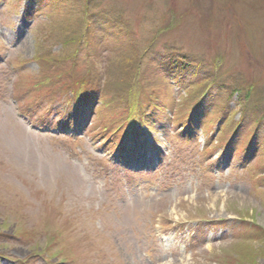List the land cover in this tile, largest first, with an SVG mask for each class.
Instances as JSON below:
<instances>
[{
  "label": "rangeland",
  "instance_id": "obj_1",
  "mask_svg": "<svg viewBox=\"0 0 264 264\" xmlns=\"http://www.w3.org/2000/svg\"><path fill=\"white\" fill-rule=\"evenodd\" d=\"M78 85L104 92L88 131L27 117ZM132 101L172 130L195 111L198 140L122 169L99 128ZM0 264H264V0H0Z\"/></svg>",
  "mask_w": 264,
  "mask_h": 264
},
{
  "label": "trees",
  "instance_id": "obj_2",
  "mask_svg": "<svg viewBox=\"0 0 264 264\" xmlns=\"http://www.w3.org/2000/svg\"><path fill=\"white\" fill-rule=\"evenodd\" d=\"M84 8H85L86 10H88V5L85 4V5H84ZM86 10H85V11L82 10V12H84V14H83V19L89 16V15H88L89 13H88ZM165 29H166V27H161L159 30H156V29L151 30V32L153 33L152 35H159V36H160V37L158 38V40H157L158 42H159V40L162 38V36L165 35L166 32H169L168 30H165ZM156 39H157V38H156ZM158 42L155 41V43H154L153 45H155L156 43L158 44ZM149 48H150V47H149ZM145 52H146V53H145ZM143 53H144V54L141 55V57L139 58V64H140V66L142 65L143 60H144V59H147V54H149V53H148V48L145 49V50L143 51ZM152 58H153V56H149V57H148V60L150 61V60H152ZM165 58H166V57H164V58H163V57L160 58V61H159L158 59H155V60H154V63H160V62H161L160 65H162V64H163V63H162V60L165 59ZM170 61L173 63L172 66H174V64H175L174 67L177 68V69L179 68L178 66H176V64H178V63L175 62V58L170 59ZM187 66H188V64H185V65H184V72H183V73H184V76H185V73H186L185 71H186V67H187ZM187 68H188V67H187ZM178 70H179V69H178ZM180 70H181V72H182V69H180ZM181 72H180V73H181ZM181 74H182V73H181ZM186 74H188V73H186ZM78 87H80V86L78 85L76 88L74 87V88H72L71 90H72L73 92H77ZM233 92H242V91H241V89L239 90L238 88H234L232 91H230L229 94H231V93H233ZM48 93H49V92H48ZM203 95H204V94H203ZM201 97H202V96H201ZM253 98H254L253 95H251L250 100H252V101H251L250 103H252V104H257V102H255V101L253 100ZM199 99H200V98H198L197 101H198ZM196 103H197V102H196ZM136 104H137V103H135V102H133V101L127 103V107H126L127 109L124 110L125 113L123 112L124 114H123L122 118H120V116H119V118L121 119V121L123 120L122 122H126V123L128 122V120L130 119V118H129V119L127 118V114H128V113H131V114H132L134 111H135V113H136V108H135ZM144 109H145V108H144ZM160 110H162V107L157 106V107H155L154 109L152 108V110H151L150 113L147 112V114H142L141 117H139V118H142V120H143V119H146L147 117H152V116H154V114H155L157 111H160ZM137 111H139V115L143 112L141 109H137ZM135 113H134V114H135ZM135 115H136V114H135ZM137 117H138V116H137Z\"/></svg>",
  "mask_w": 264,
  "mask_h": 264
}]
</instances>
